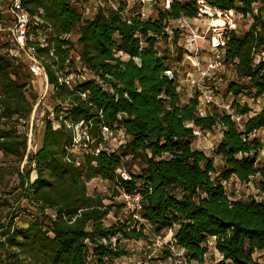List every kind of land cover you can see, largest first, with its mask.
Listing matches in <instances>:
<instances>
[{"label": "trees", "instance_id": "trees-1", "mask_svg": "<svg viewBox=\"0 0 264 264\" xmlns=\"http://www.w3.org/2000/svg\"><path fill=\"white\" fill-rule=\"evenodd\" d=\"M198 1L173 0L169 9L159 6L155 18L131 15L128 22L122 16L125 0H119L116 10L99 9L92 18L67 0H23L35 23L34 37L43 29L52 30L48 48L35 44L53 99L66 109L58 105L55 110L58 128L48 114L41 118V143L27 153L26 129L37 100L29 95L33 78L26 63L10 56L15 43L0 36V153L21 167L17 206L0 197V264H113L128 256L121 241L139 242L147 235L130 211L106 224L114 208H125L113 202L120 191L139 194L140 215L152 232L161 236L173 230L176 243L192 260L204 262L207 240L214 239L213 248L221 256L214 264H264L255 257L264 255V199L235 198L224 185L230 179L242 185L259 173L254 160L261 139L251 134L264 131V108L253 114L250 105H241L236 98L264 96V0H203L251 21L243 34L229 35L224 56L236 74L226 92L235 97L241 128L217 110L200 116L198 101L183 102L176 81L165 74L170 62L183 57L177 46L179 30H174L172 40L175 56L162 51L170 39L166 21L196 18ZM3 10L6 7L0 3V21H7ZM36 17L42 23H36ZM77 59L98 80L76 83L70 90L58 83L55 71L65 72L67 66L77 69ZM79 92H86L87 99H81ZM70 124L86 129L89 140L68 150L75 138ZM103 126L122 131L126 142L110 154H95ZM215 128L223 135L214 150L223 162L220 168L193 145L195 129L213 132ZM122 162L125 168L129 165L131 179L117 173ZM134 166L138 171L131 170ZM92 178L113 184V197L89 195L86 183ZM255 185L264 193L263 182ZM4 206L9 208L6 216ZM168 256V250L162 249L160 257Z\"/></svg>", "mask_w": 264, "mask_h": 264}, {"label": "built area", "instance_id": "built-area-1", "mask_svg": "<svg viewBox=\"0 0 264 264\" xmlns=\"http://www.w3.org/2000/svg\"><path fill=\"white\" fill-rule=\"evenodd\" d=\"M1 1V0H0ZM76 7H82L84 15L87 18H92L99 9H114L119 7V0H67ZM133 2L132 6L130 5ZM173 0H125L126 9L122 16L128 20L131 15H139L142 19H147L151 16L150 7L152 5L163 6L164 9H169ZM6 10L1 11L2 15L6 17L7 21H0V36L3 37L4 31H8L7 37L15 43V48L10 50V56L21 60L29 67L30 74L32 75V87L34 80H41V85L38 90L36 103L34 104L31 117L27 124V153L36 150L38 144L34 137L33 123L35 116H51V121L54 128L59 127V123L55 121L53 116H56L55 110L58 105L66 109V105L54 101L52 96V86L49 84L48 75L46 73L43 60L40 58L36 44L42 48L49 47V40L52 36L50 28L43 29L39 32L38 38L32 34L34 22L29 12L23 6V0H6ZM2 4V3H1ZM4 5V4H3ZM245 19L243 15L238 14L234 10L222 11L207 5L203 0L198 1L197 17L190 20L181 17L175 21L167 20V33L170 34L168 43V55L173 58L176 54L173 40L174 30L181 32V37L177 42L178 48L182 51L183 57L180 61L170 62L168 70L165 72L170 80L176 81L177 91L180 94L182 101L189 99H196L197 112L200 116L207 115L210 110H217L228 115L236 125L241 128L242 117L238 114L234 107L233 102L235 97L223 90V85L228 84V80L224 76L229 71L235 72L228 67L224 62L226 52V45L228 37L231 33L241 35L244 32L240 31V20ZM36 23H42L38 17L35 18ZM220 21L219 24L216 21ZM248 20V19H245ZM8 22V27H5ZM250 25V24H249ZM249 27V26H248ZM248 29V28H247ZM43 32V34L41 33ZM70 38L71 35L63 36ZM50 54H54V50L50 48ZM264 57V51L261 53ZM70 60L66 61L69 64ZM77 69L66 67L65 72L55 71V75L60 85H64L70 90H73L76 83L88 81L96 78V76L88 70V68L76 60ZM236 77V76H235ZM98 80V78H96ZM254 91L251 92L253 94ZM79 97L83 100L87 99L86 92H79ZM245 96L241 94L236 100L241 104H248L241 102L240 97ZM250 100L255 101L251 95ZM249 105V104H248ZM59 116H64L63 112ZM192 126V125H190ZM74 128L75 138L73 145L68 149H77L82 146L83 139L89 140V135L86 129L81 128V125L72 126ZM193 127V126H192ZM199 129H195L194 134L196 137L200 134ZM260 130H256L251 134V137H259ZM207 134L211 132H206ZM102 143L99 148L95 150V154L100 151L108 154L117 150L122 144L126 142V136L122 131L113 132L111 128L103 126L101 130ZM223 135L222 131L217 135V144L221 141ZM262 147L255 155L254 166L259 169V173L249 179L248 182L243 184L247 197L253 198L256 201L264 199V193L261 189L257 188L255 182L258 180L264 184V142L261 140ZM117 169V173L125 180L131 179L126 171L125 165ZM227 182L224 183L226 185ZM118 198L125 205L128 211L134 213L135 219L144 225L145 233L152 239V252L146 258L133 261V264H150L151 260L156 264H205L192 260L188 255L185 248L178 246L174 239V231H169L168 238L164 239L161 236L152 232L151 228L145 223L141 217V196L139 194L130 195L124 191H120ZM140 245L141 241L136 242ZM207 244L214 246V239H208ZM167 249L169 256L166 259L160 257L161 250ZM219 259L221 256L218 254ZM126 261V260H125ZM132 262V261H130ZM121 262L120 264H130Z\"/></svg>", "mask_w": 264, "mask_h": 264}, {"label": "rangeland", "instance_id": "rangeland-1", "mask_svg": "<svg viewBox=\"0 0 264 264\" xmlns=\"http://www.w3.org/2000/svg\"><path fill=\"white\" fill-rule=\"evenodd\" d=\"M5 2L6 0L0 1V3L6 5ZM132 4L133 2L131 1L130 5L132 6ZM159 6L160 5H152L150 7L151 17L153 18L156 17L157 9H159ZM250 23H251L250 19L248 20L241 19L240 20V31L244 32ZM5 25H6L5 27H8L7 24ZM4 34L5 35H3V39H7L8 31L7 30L4 31ZM169 50H168V46H165L162 49V51H165L166 54H168ZM259 58H260V55L256 57L257 60ZM225 78L228 81L236 79L232 71H229L227 75L224 76V79ZM40 85H41V80L35 79L34 84H33L34 86L33 90L29 93V95L32 98L34 97L35 99L37 98ZM225 89H226V84L223 85V90ZM244 95L245 96L240 97L239 100L241 102H247L250 105L253 114L260 112V110L263 107L262 98H258L257 100L252 102L250 100V96L246 94ZM183 101H185V98H183ZM33 129H34L35 140L37 144H40L42 140V135H43V125L41 122V116H35L34 123H33ZM219 132L220 131L216 128L213 130V132L209 134H207L206 132H200V134L196 137L193 143L194 148L204 151L208 156H210L213 159L214 164L217 168H220L221 165L223 164L221 158L214 154V150L217 144L216 139H217V135L219 134ZM259 138L263 140L264 142V133L262 131L259 132ZM0 160L1 162L4 161L3 163L5 164V165L4 164L2 165L3 168L5 169V174H4L2 183L0 184V197L5 196L4 198H7L8 200H10L11 204H14V206H17L14 199L16 198L17 193L20 192L16 190V187L18 186L17 172L19 171V169L21 170V167L17 161L6 159L2 156L1 153H0ZM129 168H130L129 165L126 166L127 172ZM23 170L24 171L28 170L27 165H25ZM131 170L138 171L136 166L132 167ZM34 176L35 174L32 173V177ZM86 186H87V192L89 195H93L96 193L102 196H106V198H111L114 195L113 184L109 183L108 181L102 180L101 178H92L88 180L86 183ZM225 189H226V192L230 196H233L235 198H247V194L243 187V184L241 185L235 179H230L225 185ZM105 202L107 204H111L110 200H105ZM113 202H115L116 205L122 204L121 200L118 197L115 198ZM24 203L25 202L22 201L19 206H22ZM8 210L9 208L4 206V209L2 210L3 216H6ZM127 212H128V209H126V207L123 208L122 210H118L117 208H114L108 215L106 219V224L113 223L116 220V218H120L122 215H126ZM17 222L18 224H21V220ZM168 236H169V230H165L161 233V237L164 239L168 238ZM121 243H122V246L126 247V249L129 252V255L121 259L114 260L113 264H120L121 262H127V260H129V262L132 261L130 262V264H133L134 263L133 261L135 262H137L138 260L143 261L146 258V256H148L152 252V239L150 241L149 237H147L145 240H141L140 245L136 244L135 241L125 242L122 240ZM259 254H256L255 257H258L260 261L264 262V255H259ZM218 258L219 257L217 255V252L214 250L213 246H209V251L207 255L205 256V260H204L205 264H214L218 260ZM150 264H156V263L151 260Z\"/></svg>", "mask_w": 264, "mask_h": 264}, {"label": "crops", "instance_id": "crops-1", "mask_svg": "<svg viewBox=\"0 0 264 264\" xmlns=\"http://www.w3.org/2000/svg\"><path fill=\"white\" fill-rule=\"evenodd\" d=\"M249 26V25H248ZM248 28V27H247ZM247 28H246V30H247ZM245 30V31H246ZM262 100H263V107L262 108H264V96L262 97ZM183 102H186V101H183ZM262 131V130H261ZM263 133H264V131H262ZM218 255V254H217ZM219 259V258H218Z\"/></svg>", "mask_w": 264, "mask_h": 264}, {"label": "bare ground", "instance_id": "bare-ground-1", "mask_svg": "<svg viewBox=\"0 0 264 264\" xmlns=\"http://www.w3.org/2000/svg\"><path fill=\"white\" fill-rule=\"evenodd\" d=\"M216 23H217V24H219V23H220V21L218 20V21H216Z\"/></svg>", "mask_w": 264, "mask_h": 264}]
</instances>
